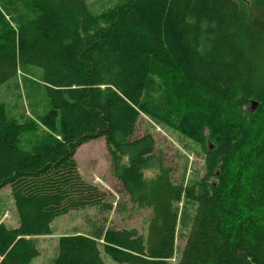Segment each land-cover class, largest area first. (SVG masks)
<instances>
[{
    "label": "trees",
    "instance_id": "16d2710c",
    "mask_svg": "<svg viewBox=\"0 0 264 264\" xmlns=\"http://www.w3.org/2000/svg\"><path fill=\"white\" fill-rule=\"evenodd\" d=\"M248 1L250 13L235 0H101L100 20L59 1L0 33V87L24 67L41 69L51 109L36 123L60 135L25 150L22 135L38 126L0 106V191L11 186L20 221L0 224V264L38 258V237L59 217L114 210L76 161L100 139L133 208L148 212L144 232L62 236L51 264H109L100 241L111 264H264V0ZM158 72L167 76L156 90ZM142 115L201 148L200 181L173 180L154 138L137 135ZM183 201L195 209L177 253Z\"/></svg>",
    "mask_w": 264,
    "mask_h": 264
},
{
    "label": "rangeland",
    "instance_id": "374dc122",
    "mask_svg": "<svg viewBox=\"0 0 264 264\" xmlns=\"http://www.w3.org/2000/svg\"><path fill=\"white\" fill-rule=\"evenodd\" d=\"M72 5L82 17L100 20L104 16L100 8L101 0H0V33L9 29H17L29 19L40 16L49 8H56L57 2ZM107 1V0H106ZM246 13H250L252 3L248 0H235ZM165 72L152 76V83L159 90L165 83ZM43 72L36 67L27 66L20 70L18 76L0 87V106L9 120L26 125L36 123L39 115L50 109V101L43 87ZM38 126L35 131L22 135L20 147L30 151L34 146L45 141L60 138L59 133L51 134L46 128ZM150 134L156 142V150L161 153L165 165L173 170V180L184 186L200 181L205 175V160L201 148L190 138L180 134L174 128L164 125L150 116L142 115L137 135ZM123 160L128 162V157ZM76 161L82 177L89 183L98 186L108 194L113 204L112 212L103 213L97 208L75 211L59 217L52 224V235L38 237L40 256L30 264H51L57 255L58 241L62 236L72 234H91L96 229H131L141 232L145 229V218L148 212L133 208L129 197L122 190L121 184L113 175L112 159L104 139L90 142L82 146L76 155ZM145 175L152 179L159 177L155 169H146ZM195 207L183 201L177 206L179 227L177 233V253L186 243ZM0 224L9 229H17L20 221L11 186L0 191ZM100 249L104 259L111 260ZM176 254L173 263L177 257Z\"/></svg>",
    "mask_w": 264,
    "mask_h": 264
}]
</instances>
